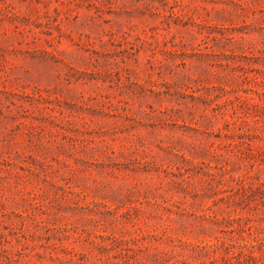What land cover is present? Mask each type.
Segmentation results:
<instances>
[{"label": "rangeland", "instance_id": "rangeland-1", "mask_svg": "<svg viewBox=\"0 0 264 264\" xmlns=\"http://www.w3.org/2000/svg\"><path fill=\"white\" fill-rule=\"evenodd\" d=\"M260 136L264 0H0V264H264Z\"/></svg>", "mask_w": 264, "mask_h": 264}, {"label": "trees", "instance_id": "trees-1", "mask_svg": "<svg viewBox=\"0 0 264 264\" xmlns=\"http://www.w3.org/2000/svg\"><path fill=\"white\" fill-rule=\"evenodd\" d=\"M259 141L249 138L245 141L247 145V151L244 153L243 158L249 161L250 167L254 166V174L246 172L238 177V184L241 187L242 195L245 200L253 201L255 204H261L264 206V136L258 137ZM250 171V170H248ZM228 201V200H227ZM260 231H264V227L258 228ZM260 244L262 242H259ZM222 253L224 259L232 260L233 258L240 257L245 261L248 259H254L257 261L259 256L254 255L255 244H251L248 247L247 244L241 245L238 251H234L231 243L222 241ZM215 245V244H214ZM243 247L248 248L243 249ZM264 255V249H259Z\"/></svg>", "mask_w": 264, "mask_h": 264}]
</instances>
